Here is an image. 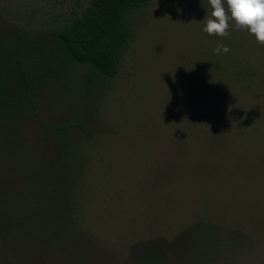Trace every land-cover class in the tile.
I'll return each instance as SVG.
<instances>
[{
	"label": "rangeland",
	"instance_id": "obj_1",
	"mask_svg": "<svg viewBox=\"0 0 264 264\" xmlns=\"http://www.w3.org/2000/svg\"><path fill=\"white\" fill-rule=\"evenodd\" d=\"M90 1L0 0V35L59 30ZM210 13L208 0H151L118 77H85L73 97L91 100L95 138L73 248L28 264H264V45L234 21L208 35ZM218 43L230 51L214 54ZM199 220L249 240L199 254L181 240Z\"/></svg>",
	"mask_w": 264,
	"mask_h": 264
},
{
	"label": "trees",
	"instance_id": "obj_2",
	"mask_svg": "<svg viewBox=\"0 0 264 264\" xmlns=\"http://www.w3.org/2000/svg\"><path fill=\"white\" fill-rule=\"evenodd\" d=\"M150 1L91 0L59 30L0 35V260L6 264L38 256L47 261L72 250L73 224L81 219L74 203L91 168L89 124L96 113L89 111L90 99L73 95L85 77L96 86L118 77L132 17ZM77 69L87 74L71 76ZM54 110L68 117L54 120ZM247 235L199 220L181 240L211 254L226 239L243 242ZM157 257L138 259L151 264Z\"/></svg>",
	"mask_w": 264,
	"mask_h": 264
},
{
	"label": "clouds",
	"instance_id": "obj_3",
	"mask_svg": "<svg viewBox=\"0 0 264 264\" xmlns=\"http://www.w3.org/2000/svg\"><path fill=\"white\" fill-rule=\"evenodd\" d=\"M211 7L203 32L210 36L227 37L230 22H235L238 30H246L264 45V0H208ZM226 4V6H225ZM214 54H227L230 49L218 43Z\"/></svg>",
	"mask_w": 264,
	"mask_h": 264
}]
</instances>
